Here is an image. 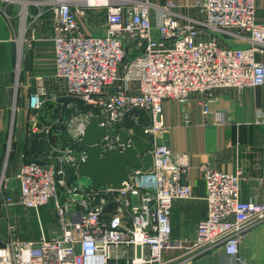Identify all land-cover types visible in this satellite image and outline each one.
Instances as JSON below:
<instances>
[{
  "label": "built area",
  "instance_id": "obj_1",
  "mask_svg": "<svg viewBox=\"0 0 264 264\" xmlns=\"http://www.w3.org/2000/svg\"><path fill=\"white\" fill-rule=\"evenodd\" d=\"M48 3L54 15L56 76L65 82L64 97L90 109L75 106L74 116L63 122L67 145L54 148L46 162L20 166L19 198L7 202L37 211L55 202L60 233L31 242L8 240L0 247V264H245L240 248L248 232L264 222V202L242 200V171L229 174L204 164L208 215L197 224L193 240L173 241L174 204L193 198L186 181L190 156L173 153L161 135L165 101L186 104L192 94H201L206 116L212 113L213 91L264 86V63L257 59L264 54V23L257 19L256 0H197L194 16L150 0ZM86 8L107 10L106 35L81 31L79 17ZM221 36H248L250 45L226 47ZM127 42L142 53L128 60ZM45 96L42 87L31 94L30 110L40 111ZM97 119L112 130L133 119L149 138L152 167L132 170L121 189L68 184L65 162L83 160L78 142L85 125ZM185 119L189 123L187 115ZM54 128L35 126L32 132L41 129L49 135ZM104 147L118 148L115 139ZM215 256L218 263H206Z\"/></svg>",
  "mask_w": 264,
  "mask_h": 264
},
{
  "label": "crops",
  "instance_id": "obj_2",
  "mask_svg": "<svg viewBox=\"0 0 264 264\" xmlns=\"http://www.w3.org/2000/svg\"><path fill=\"white\" fill-rule=\"evenodd\" d=\"M196 1L150 0L158 7L173 4L177 12L189 16L196 15L192 9ZM48 2L0 0V190H19L16 175L24 162H46L55 153L54 148H63L62 137L66 130L62 124L72 108L76 110L64 97L65 82L56 76L54 15L52 4ZM256 4L257 19L264 23V0H256ZM153 17L155 20L156 12ZM79 24L86 35L104 36L108 32L107 10L86 8L85 15L79 17ZM243 37L221 36L219 39L226 47L242 49L250 45L248 36ZM257 59L264 63V54H259ZM39 87L45 89L48 102L36 112L30 110L28 104L30 95ZM50 98L60 101L57 111L63 117L49 135V145L39 141L41 132L34 134L31 129L52 126L50 119L56 110ZM201 98V94L194 93L186 104L164 102L166 128L161 137L173 153L190 156L186 181L193 188V198L176 201L171 217L172 238L180 240H193L197 224L208 215L201 172L204 164L229 174L242 171L246 178L241 184L242 200L264 202V86L242 91H213L212 113L206 116L199 104ZM186 115L189 123H186ZM147 123L143 121V125ZM13 180L17 184H13ZM18 198L19 192L14 199ZM59 233L55 202L38 211L0 202V247L8 239L32 241L42 236L54 238ZM263 245L264 222L248 232L240 248L245 264L258 263V250ZM218 262L217 256L206 261Z\"/></svg>",
  "mask_w": 264,
  "mask_h": 264
},
{
  "label": "water",
  "instance_id": "obj_3",
  "mask_svg": "<svg viewBox=\"0 0 264 264\" xmlns=\"http://www.w3.org/2000/svg\"><path fill=\"white\" fill-rule=\"evenodd\" d=\"M139 116L138 111L132 113ZM148 121V118H143ZM102 119L92 120L84 127L78 142V149L83 152L81 162L69 159L65 162V175L68 184L84 181L87 186H111L121 189L130 182L134 169L148 171L153 164L150 141L144 128L136 126L133 119H127L122 129L114 130L101 125ZM133 129V132H131ZM116 140L118 148L104 147L107 140ZM113 209L107 206L105 212Z\"/></svg>",
  "mask_w": 264,
  "mask_h": 264
},
{
  "label": "rangeland",
  "instance_id": "obj_4",
  "mask_svg": "<svg viewBox=\"0 0 264 264\" xmlns=\"http://www.w3.org/2000/svg\"><path fill=\"white\" fill-rule=\"evenodd\" d=\"M127 46L129 47V49H130V51L128 50V57H127V59L128 60H130V59H133V58H135L137 55H140L141 53H142V50H140V49H138V47L136 46V45H132L130 42H127ZM52 98H50L49 100H51ZM48 102V98H46V101H45V103H47ZM52 104H53V106L55 107V113H54V115L51 117V125H53L54 127H57L58 125H59V122L60 121H62V117H63V115H59V113H58V111H57V107H58V104L60 103V101H58V99L57 98H53L52 99V102H51ZM71 106L70 107H75V106H78L80 109H83V108H87L88 106H86V105H84L83 103H81V102H76L75 100H73V101H71ZM45 105V104H44ZM66 106H67V104H66ZM59 107H60V105H59ZM58 107V108H59ZM74 111H75V109H73L72 108V112H69L68 114L69 115H67V118L65 119V121H67L68 119H71L72 118V116H74ZM64 121V122H65ZM149 121V120H148ZM49 124V125H50ZM76 126V125H75ZM35 128V127H34ZM34 128H30L31 129V131H33L34 130ZM142 128V127H141ZM46 130H44V131H41V129H40V131L39 132H41V133H39V134H41L40 136L41 137H39V139L40 138H42V139H38L40 142H42V143H46V144H51L49 141H48V139H49V135L45 132ZM29 132H30V130H29ZM11 137H12V135H13V126H12V129H11ZM45 136V137H42V136ZM36 136H38V135H36ZM47 137V138H46ZM45 140H47V141H45ZM50 140H51V138H50ZM51 157V155L49 156V158ZM38 163H41V162H38ZM16 177H17V175H16ZM17 179V178H16ZM17 181H18V179H17ZM17 181L16 180H13V184H17ZM8 182V184H10V181H7ZM19 182V181H18ZM78 183H84L85 184V182L84 181H78ZM18 192H19V190H0V202L1 201H4V202H8V200H9V198H11V199H14V198H16L17 197V195H18ZM50 205H53V202H51L50 203ZM57 236H58V234H57ZM57 236H55V237H57ZM54 237V238H55ZM11 238V237H10ZM13 238V237H12ZM47 238V237H46ZM47 239H52V238H47ZM181 238H173V241L175 240V241H177V240H180ZM9 240V239H8ZM8 240H7V242H8ZM32 241H36V240H32ZM6 242V243H7ZM18 242H31V241H18ZM258 257H259V261H258V263H256V264H264V245L261 247V248H259V250H258ZM251 264V263H250ZM253 264H255V263H253Z\"/></svg>",
  "mask_w": 264,
  "mask_h": 264
},
{
  "label": "trees",
  "instance_id": "obj_5",
  "mask_svg": "<svg viewBox=\"0 0 264 264\" xmlns=\"http://www.w3.org/2000/svg\"><path fill=\"white\" fill-rule=\"evenodd\" d=\"M84 110H87V109H90L89 107H85V108H83ZM62 140H63V143L65 144V145H67V136L66 135H64L63 137H62Z\"/></svg>",
  "mask_w": 264,
  "mask_h": 264
},
{
  "label": "bare ground",
  "instance_id": "obj_6",
  "mask_svg": "<svg viewBox=\"0 0 264 264\" xmlns=\"http://www.w3.org/2000/svg\"><path fill=\"white\" fill-rule=\"evenodd\" d=\"M90 1V3H95L96 2V0H89Z\"/></svg>",
  "mask_w": 264,
  "mask_h": 264
}]
</instances>
